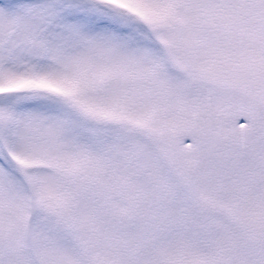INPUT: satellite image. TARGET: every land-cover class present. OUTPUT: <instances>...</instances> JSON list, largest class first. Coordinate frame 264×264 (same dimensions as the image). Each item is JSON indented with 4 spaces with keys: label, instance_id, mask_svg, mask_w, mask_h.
Wrapping results in <instances>:
<instances>
[{
    "label": "snow or ice",
    "instance_id": "1",
    "mask_svg": "<svg viewBox=\"0 0 264 264\" xmlns=\"http://www.w3.org/2000/svg\"><path fill=\"white\" fill-rule=\"evenodd\" d=\"M0 264H264V0H0Z\"/></svg>",
    "mask_w": 264,
    "mask_h": 264
}]
</instances>
